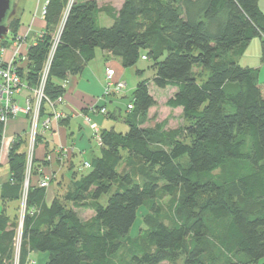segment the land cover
Listing matches in <instances>:
<instances>
[{
    "label": "trees",
    "instance_id": "trees-1",
    "mask_svg": "<svg viewBox=\"0 0 264 264\" xmlns=\"http://www.w3.org/2000/svg\"><path fill=\"white\" fill-rule=\"evenodd\" d=\"M69 1L47 0L43 38L27 46L26 61L17 67L27 85L37 84L55 28L62 24L45 84L50 100L63 93L61 83L81 73L97 49L117 57L122 68L151 58L150 83L174 89L165 105L181 110L184 125L143 126L155 105L145 80L131 98L124 89L106 97L102 92V102L127 99V130L101 129L100 155L83 162L89 167L78 179L74 167L70 194L55 195L48 205L44 196L52 178L42 176L32 184V176L40 175L38 137L21 233H15L9 212L23 206L27 142L14 137L5 154L7 180L0 184V264H15L16 253L18 264H29L33 252L47 254L44 264H118L123 247L131 264L181 258L182 264H259L264 259V85L257 70L235 61L253 39L264 38L259 0H123L117 11L103 10L111 19L108 27L98 24L101 9L95 0H74L67 9ZM18 26L17 18L10 23L12 37ZM152 36L160 42L151 44ZM3 131L0 123V144ZM46 147L40 166L50 162L45 157L54 150ZM62 163L73 165L70 159ZM137 163L154 173L142 183L131 175ZM43 178L49 179L45 188L38 186ZM159 193L169 198L168 219L155 205ZM67 200L75 207L88 202L93 215L81 220ZM143 207L153 223L132 238Z\"/></svg>",
    "mask_w": 264,
    "mask_h": 264
},
{
    "label": "crops",
    "instance_id": "crops-1",
    "mask_svg": "<svg viewBox=\"0 0 264 264\" xmlns=\"http://www.w3.org/2000/svg\"><path fill=\"white\" fill-rule=\"evenodd\" d=\"M77 1L82 2L86 0H77ZM95 1L97 2V0ZM122 1L123 0H118V7H116L115 11H117L121 7ZM46 2L47 0H43V1L37 0L36 4L33 7H30V12L28 11L29 18L27 20V23L25 24L21 21V19H22V15L24 14L26 2L23 4V0H19L17 7V19L20 25L17 28V36L25 34L27 29L29 28L28 37L33 33L34 37L36 38L35 40H33V42L27 43V46L34 43L37 40L39 33H41L42 31L41 29L43 28L44 22H43V17H41V12L45 7ZM103 2L109 3V0H105ZM258 6L264 15V0H259ZM101 15L104 17H108L104 12H99L97 17L98 24ZM108 19L111 21L109 17ZM262 40H264V38ZM262 40L258 38L253 39L247 46L244 54L240 56V58L245 57L248 54L253 56L254 60L256 61L255 62L256 64L250 67L257 70L259 81L261 80L260 78L261 71L264 66L263 64L264 52H263ZM249 50H251L250 53ZM97 56L102 63L97 59ZM96 60H98L97 61L98 66H96L95 68L93 67V65L95 64L94 62H96ZM237 62L239 63V61ZM107 67L114 69L116 80H124L126 71L125 68H122L119 59L117 57L112 56L110 53L103 52L99 49L96 50L94 59L85 65L81 73L77 75L69 76L67 78L68 80L66 81L67 87L63 97L64 102L62 105L57 106V110L60 111L65 118L62 121H60L58 124L53 125L51 132L45 133L41 138V142L36 147L35 160L37 161L36 165L39 166V168H37V172L40 173V175L34 174L32 176V184L36 185L38 180L42 176L52 178L51 185L47 188V190H45L44 202L47 205L51 203V201L55 197V194L59 192L61 186L64 185L65 172H68V174L75 172L74 167L75 168L77 167L78 164L77 162L79 160H80L79 162H81L85 158L88 151V146L84 140V136H85L84 133H82L81 129H79V133L81 134L78 133V137H74L72 129L69 128L70 120L72 119L78 120L80 121L82 127L84 126L86 127V125L83 123L82 118L79 116L80 113L84 112V114L91 117L92 121L95 124H97V126L100 129L114 128L118 132H125L127 130L126 124L123 121L124 117L121 118L119 114V110L117 106L118 97H112L108 99V102L112 105V114L113 112L115 113L113 114L114 116H112L111 118L112 119L111 124L107 122L101 115L93 114L88 111L89 107L93 105L96 107L104 106V103H102L101 100H98V98H100L102 94L104 72H105V68ZM89 70H93L94 74L92 73L91 77L85 80L83 74L85 71H89ZM86 76H88V73ZM260 82L263 84L262 81ZM133 88L131 89V92ZM125 96L127 97L129 95H125ZM119 122L121 123L119 124L120 130H118L117 128ZM112 123H115V125ZM81 126L79 128H81ZM27 127H28V120L24 116H18L7 124L4 132L5 133L4 141L6 138L8 139V147L13 137L22 134V132L25 131ZM46 144L48 145V150L50 148L52 149L54 146L57 145L58 146L61 145L63 147L71 146L72 152L69 156L66 157L65 160L68 161L70 159L73 165L64 164V163L59 164L58 160L52 159L50 163L43 164V166H40V164H42V161L44 160L45 152L47 151ZM3 146H4V142H3ZM8 147L7 148H5V146L3 147L2 157L5 154H7ZM71 166H73V168L72 171L70 172L69 167ZM7 174L0 178V184L7 180ZM29 258H30L29 262L32 261L35 264H44L47 260V254L33 252L30 254Z\"/></svg>",
    "mask_w": 264,
    "mask_h": 264
},
{
    "label": "rangeland",
    "instance_id": "rangeland-1",
    "mask_svg": "<svg viewBox=\"0 0 264 264\" xmlns=\"http://www.w3.org/2000/svg\"><path fill=\"white\" fill-rule=\"evenodd\" d=\"M36 1L37 0H23V4L26 2L24 14L22 15V19H21V21L23 23H25V24L27 23V20L29 18L28 11L30 12V7H33L36 4ZM40 1H43V0H40ZM103 1H105V0H97V5L101 9V12H103V10H105V9L115 11L116 7H118V0H109V3H104ZM43 20H44V18H43ZM110 24H111V21L108 19V17H104L101 15V17L99 19V25L102 27H108V26H110ZM59 27H60V24H59V26H57L55 28V35L58 32ZM28 32H29V28L27 29L26 33L22 35V36H25V44L33 42V40L36 39L34 37L33 33L28 37ZM16 34H17V32H16ZM16 37H17V35L12 37V35L10 33V28H9V33L7 34V36L4 40L6 46H10L12 41H14L16 39ZM158 39H159L158 37L152 36V37H150V43L155 45L156 43H158V41L160 42V40H158ZM250 52H251V50H249V53ZM139 54L140 55H142V54L146 55L147 51H140ZM4 56H5V58L10 57V55H8V56L4 55ZM97 59L99 60L98 56H97ZM98 60H96V62H94L95 64L93 65V67L96 68V66H98L97 65ZM99 61L101 62V60H99ZM235 61L236 62L239 61V63L238 62L237 63L242 67L243 66L244 67H247V66L250 67V66H254L256 64L255 63L256 61L254 60L253 56L250 54H248L242 58L237 57V58H235ZM43 65H44V63H43ZM42 68H43V66H42ZM125 71H126V73L124 76V80H122V81L125 82V84H126V87L124 89L125 95H129V96H127V97L124 96V97L125 98H129V97L131 98V95H132L131 89L133 87L135 88V86L137 85V83L140 80H145L147 83L146 85L148 87V92L155 102V105L148 110L146 119H144L142 121V124L144 127H154V126L158 125V126H162L165 130H172V129H178L184 125V121H183V118L181 115V111L177 110V109H174V110L169 109L165 105L166 101L173 95L174 89L173 88L157 89V88H154L153 85L150 83L152 80V77L154 75V72H155L151 58H149L147 60L138 59L137 62L135 63V65H133L131 68H125ZM87 73H88V76H86ZM92 73L94 74L93 70L85 71L83 74L84 79L87 80L88 78H90ZM104 75H105V72H104ZM260 78H261L260 81H262L264 84V66H263V69L261 71V77ZM65 81H68V80H65ZM65 90H66V88H63V93L61 94L63 97H64ZM117 99H118L117 100V102H118L117 106H118L119 114H120V117L123 118V117H125L126 114L129 113V112L125 111V103L127 102V99H125V100L121 99L120 96H118ZM99 102H101V101H99ZM102 103H104V106H105L107 112H105V114L101 115V116L107 122H109L111 124L112 119H110V118H112V115L115 114L114 112L112 114V105L108 102V100L107 101L104 100ZM93 107L96 108V106H94V105H93ZM88 111L93 113V114H98L97 112H93L90 108L88 109ZM80 114L88 116V115L84 114V112H82ZM89 118H90L91 122L94 123L92 121L91 117H89ZM83 123L86 125V123L84 121H83ZM112 124L115 125V123H112ZM119 124H121V123L120 122L118 123V126H117L118 130H120ZM6 126H5V128H6ZM80 126H81L80 121L73 120V119L70 120L69 128L72 129L74 137H78L79 129H81V132L84 133V135H85L84 136L85 143L88 146V151H87L85 158L81 162H79L80 160L77 162L78 163L77 169H79L78 173L76 174L77 179H78V176H80L81 174H83L84 172H86L88 170V168L83 166V162L86 160L87 162L90 163V162H92V159L94 157L100 155L99 147L97 146V144L94 140L91 129H89L87 127V125H86V127L81 126V128H79ZM27 128L25 129V131L22 132V134H19L20 138L22 137L25 140V143L28 142ZM97 128H98V133L100 134L101 129L98 126H97ZM49 132H51V131H46V133H49ZM79 134H81V133H79ZM42 137L43 136H41L40 138H42ZM87 139H89V140H87ZM4 146H5V148L8 147V139L7 138L4 141ZM57 146H54L53 149H55ZM67 148L71 149L72 147L70 146ZM23 149L25 151L27 150V143L25 145H23ZM71 152L72 151H68L66 156H69L71 154ZM47 156L45 157V159L47 158ZM51 160H52V158H51ZM51 160H49V161L51 162ZM0 162L2 164L0 167V178H1L8 173L6 155H4L2 157ZM119 170H122V168H120ZM133 171L134 172L131 175H133V179L138 183H142L144 180L150 178L151 177L149 175L150 173L154 174L153 172H150V170L145 165H142L140 163H137L135 170H133ZM71 178H72L71 174H68V172H65V178H64L65 184L62 186V188L59 190V192H57L55 195H61L62 196L65 193L70 194V192L72 191V189L69 188V186H70L69 181L72 180ZM229 190L231 192L234 191V189L231 187ZM24 191H25V189L23 187L22 192H24ZM109 195H110V193H109ZM107 196H105L104 199L101 200V202L103 204H106ZM67 204L69 205V207L73 208L75 214L83 221L89 220L91 218V216L93 215L92 209L90 208V206H89L90 204H88V202H85L81 206H77V207L73 206L72 203L69 201L67 202ZM155 205L160 208L161 213L164 215L163 216L164 219L165 218L168 219V212H167L168 210L167 209H168V205H169V198L162 195L161 193H159V195L157 196ZM22 212H23V206L21 207L20 204L15 206V207H12L10 209L9 214H10L11 218L14 220L13 223L15 226L13 228L15 230V233H17V231L19 230ZM153 219L154 218L150 212H148L144 207L140 208L137 212V218H136L135 224L133 225V227L130 231L131 237L135 238L136 236H138L139 232L142 229L146 228V225L147 226L152 225ZM16 237L17 236H15V238ZM16 240H17V238L15 239V243H16ZM117 262H118V264H131L129 254L126 251L125 247H123V249L120 251V253L117 257ZM182 262L183 261L181 258L179 261H177V260H175L173 262L164 261L161 264H182ZM31 263H34V262L31 261ZM15 264H18V259H16V258H15ZM29 264H30V262H29ZM259 264H264V259L262 261H260Z\"/></svg>",
    "mask_w": 264,
    "mask_h": 264
},
{
    "label": "built area",
    "instance_id": "built-area-1",
    "mask_svg": "<svg viewBox=\"0 0 264 264\" xmlns=\"http://www.w3.org/2000/svg\"><path fill=\"white\" fill-rule=\"evenodd\" d=\"M73 1L74 0L69 1L67 9ZM41 16L44 17V9L41 12ZM61 28L62 24L59 27L58 32L52 39L48 57L45 60L38 78V82L34 87L28 86L25 80L20 77L17 70V67L20 66L21 63L26 61L27 43L25 44V36L18 35L16 39L12 41V43L10 42V46H6L4 41L2 42L0 47V123H2L4 127L0 144V159L3 154L5 126L8 124V122L18 116H24L28 120V142L26 150V170L24 181L25 191L23 194V207L26 199V192L36 140L38 137L43 136L46 131H51L53 125H56L58 122L65 118L64 115L57 110V106L62 105L64 102L63 96L59 95L54 100H50L45 95L46 79L48 76V71L53 54L58 44L60 34L59 32ZM4 55H10V57L5 58ZM66 87L67 82L63 81L61 83V88L63 89ZM125 87L126 84L123 81L115 79L114 69L107 67L105 69V75L103 79L102 97H106L110 94H118L123 89H125ZM43 107H45L46 109L44 114L42 113ZM89 108L93 112H97L100 115L105 114V110L103 108L99 110L94 108L93 106ZM127 109H131V106H128ZM79 116L86 123L89 129H91L96 144L101 145V138L100 134L98 133L97 125L95 123H92L88 116L82 114H80ZM68 151H72V148L68 149L67 147H63L61 145L57 146L52 151V153L47 156V160H51V158L58 161L65 160ZM84 167L88 168L89 164L84 163ZM48 182V178H43L41 181H39L38 186L41 188H45L48 186ZM21 226L22 223L20 222V227L18 230L19 233H21ZM17 255L18 253H16L15 255L16 258Z\"/></svg>",
    "mask_w": 264,
    "mask_h": 264
},
{
    "label": "water",
    "instance_id": "water-1",
    "mask_svg": "<svg viewBox=\"0 0 264 264\" xmlns=\"http://www.w3.org/2000/svg\"><path fill=\"white\" fill-rule=\"evenodd\" d=\"M19 0H0V47L9 33L10 23L17 18Z\"/></svg>",
    "mask_w": 264,
    "mask_h": 264
},
{
    "label": "bare ground",
    "instance_id": "bare-ground-1",
    "mask_svg": "<svg viewBox=\"0 0 264 264\" xmlns=\"http://www.w3.org/2000/svg\"><path fill=\"white\" fill-rule=\"evenodd\" d=\"M43 35H44V33H42V32L39 33V36H38L37 40H40L41 38H43ZM36 41L34 43L30 44V45H34L36 43Z\"/></svg>",
    "mask_w": 264,
    "mask_h": 264
}]
</instances>
